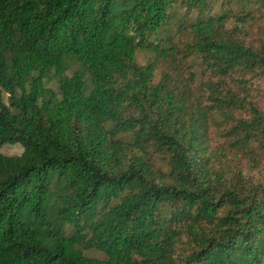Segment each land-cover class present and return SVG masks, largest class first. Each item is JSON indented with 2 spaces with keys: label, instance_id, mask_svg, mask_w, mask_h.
<instances>
[{
  "label": "trees",
  "instance_id": "16d2710c",
  "mask_svg": "<svg viewBox=\"0 0 264 264\" xmlns=\"http://www.w3.org/2000/svg\"><path fill=\"white\" fill-rule=\"evenodd\" d=\"M5 144L0 264H264V0H0Z\"/></svg>",
  "mask_w": 264,
  "mask_h": 264
},
{
  "label": "rangeland",
  "instance_id": "374dc122",
  "mask_svg": "<svg viewBox=\"0 0 264 264\" xmlns=\"http://www.w3.org/2000/svg\"><path fill=\"white\" fill-rule=\"evenodd\" d=\"M144 58L140 59L143 62ZM22 146L20 144H5L0 147V156H17L22 153Z\"/></svg>",
  "mask_w": 264,
  "mask_h": 264
}]
</instances>
